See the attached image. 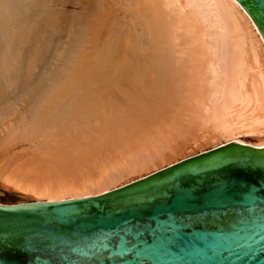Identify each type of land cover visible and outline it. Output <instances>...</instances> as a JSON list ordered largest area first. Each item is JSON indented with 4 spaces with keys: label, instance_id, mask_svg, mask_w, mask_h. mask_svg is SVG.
Masks as SVG:
<instances>
[{
    "label": "bare ground",
    "instance_id": "obj_1",
    "mask_svg": "<svg viewBox=\"0 0 264 264\" xmlns=\"http://www.w3.org/2000/svg\"><path fill=\"white\" fill-rule=\"evenodd\" d=\"M121 7L130 24L108 30L102 42L114 11L94 13L86 37L94 50L72 59L46 99L34 90L36 77L30 92L15 91L8 101L0 77V149L21 142L31 148L24 157H9V150L0 157V187L33 201L87 197L230 141L264 147V40L236 0H129ZM29 11L7 23L16 44L4 61L23 75L22 45L36 33ZM24 77L11 85L21 87Z\"/></svg>",
    "mask_w": 264,
    "mask_h": 264
},
{
    "label": "water",
    "instance_id": "obj_2",
    "mask_svg": "<svg viewBox=\"0 0 264 264\" xmlns=\"http://www.w3.org/2000/svg\"><path fill=\"white\" fill-rule=\"evenodd\" d=\"M264 40V0H236ZM0 264H264V147L230 141L104 193L0 202Z\"/></svg>",
    "mask_w": 264,
    "mask_h": 264
},
{
    "label": "rangeland",
    "instance_id": "obj_3",
    "mask_svg": "<svg viewBox=\"0 0 264 264\" xmlns=\"http://www.w3.org/2000/svg\"><path fill=\"white\" fill-rule=\"evenodd\" d=\"M43 1V2H42ZM97 1L100 0H56L54 3H51V5L48 4L47 7H45V9L42 7L40 8V4H44L45 0H0V77L3 79L2 80V84H4V86L6 87L3 91L6 94V99L8 101L14 102L15 101V91L18 93L21 91H25V89L27 90L29 87H31V83L33 82V79L37 78V82L35 84V86L38 88H34V90H39L41 89V91L39 90V96L40 98H44L46 99L51 93L52 90L54 89V87H56V85H59L60 83H62V79L64 70L68 67L70 70L71 67H69L71 65L72 62H74L72 59L76 60L75 62L79 61L78 58L82 57L83 54H87V56L90 54V52H92L94 49H92L94 46L93 44L90 45L89 43V39L86 38L87 35L91 34L90 25L93 23L92 19L94 18V21L96 19V16H99L103 11V9L107 8L110 10L111 12L114 11V19L115 21L108 22L107 23V28L106 31L103 32L101 38L103 39L102 42H104L105 39L109 38V34H108V30H115L114 28L120 30V28L130 24L131 22V14L127 11L126 7H124L125 9L123 10V7H121V5H124L126 3L129 2V0H122L121 4L120 1L121 0H108L106 4L104 3H100ZM3 2V3H2ZM38 2V3H37ZM40 2V3H39ZM117 2V3H116ZM37 3V4H36ZM61 3V4H60ZM109 3V4H108ZM4 4V6H3ZM8 4V5H7ZM95 4V5H94ZM109 6H108V5ZM111 4V5H110ZM37 7H35V6ZM115 5V6H114ZM39 6V8H38ZM98 6V7H97ZM106 6V7H105ZM4 7V8H3ZM11 7V8H10ZM52 7V8H50ZM59 7V8H58ZM104 7V8H103ZM30 9L28 14H25L27 18L31 19L28 23L31 24L32 26H29L30 28H34L36 33L32 34V38L34 36V39L36 41L32 39L30 40V42H34V44L27 42L25 44L22 45V49H24L23 51V58H24V63H25V68L24 71H26L28 69V71H26V73L24 72V75L22 73H18L16 68H12L11 66L8 67V64L6 61H4V55L5 52H7L10 49V46H15L16 41H14L15 39H11V37H9L10 33H9V25L13 24L14 19L19 20L22 19L20 17L21 13H24L27 9ZM120 8V10L118 9ZM122 8V9H121ZM12 9V10H11ZM34 9L35 12H31ZM50 9V10H49ZM37 10V11H36ZM48 10V11H47ZM100 10V13H99ZM105 10V11H106ZM11 13H10V12ZM42 11V13H41ZM47 13H46V12ZM104 11V12H105ZM115 11H119L117 12V14L115 13ZM13 12V13H12ZM40 12V13H39ZM49 12V13H48ZM37 13V14H36ZM44 13V14H43ZM46 13V14H45ZM94 13L96 16H94ZM126 13V14H125ZM34 14V15H33ZM39 14V15H38ZM43 14V15H42ZM115 14H116V18H115ZM124 14V15H123ZM33 15V16H32ZM36 15L38 17H36ZM52 15V17H51ZM35 16V17H34ZM44 16V17H43ZM47 16V17H46ZM121 16V19H120ZM12 17V18H10ZM14 17V18H13ZM41 17V19H40ZM55 17V19H54ZM131 17V18H130ZM12 19L11 21H9L10 19ZM33 18V19H32ZM85 18V19H84ZM90 18V19H89ZM130 18V19H129ZM41 22L38 23V20ZM45 19V21H44ZM51 19V20H50ZM119 21H118V20ZM124 19V20H123ZM126 19V20H125ZM28 20V19H27ZM51 22H50V21ZM52 21H56V23H52ZM58 21V22H57ZM79 21V22H78ZM31 22V23H30ZM115 22V23H114ZM7 23H10L9 25ZM47 23V24H46ZM49 25H55V26H48ZM51 23V24H50ZM85 23V24H84ZM6 25V26H3ZM35 24V25H33ZM112 24H114L112 26ZM122 26H119V25ZM18 25V24H17ZM47 25V26H45ZM112 26L111 28H108V26ZM45 26V27H43ZM88 26V27H87ZM119 26V27H118ZM3 27V28H2ZM8 27V28H7ZM18 27L16 29V32L19 31L18 29H20L21 26H15V28ZM37 27V29H36ZM43 27V28H42ZM55 27V28H54ZM84 27L88 29L84 30ZM123 27V28H124ZM5 28V29H4ZM42 28V29H41ZM60 28V29H59ZM74 28V29H73ZM126 28V27H125ZM40 29V30H39ZM44 29V30H43ZM47 29V31H46ZM3 30V31H2ZM38 30V31H37ZM140 30V29H139ZM8 31V34H7ZM45 31V32H44ZM43 32V34H42ZM83 32V33H82ZM88 32V33H87ZM141 33V31H138ZM38 33H40L39 35H37ZM53 33V34H52ZM81 33V34H80ZM87 33V34H86ZM86 34V35H85ZM108 34V35H107ZM36 35V36H35ZM81 37H80V36ZM4 36V37H3ZM41 36V37H40ZM46 36V37H45ZM48 36V37H47ZM83 36H85V38H83ZM9 37V38H8ZM39 37V38H37ZM89 37V36H88ZM3 38V39H2ZM37 38V39H36ZM47 38H49L48 40H46ZM81 38V39H80ZM7 41H6V40ZM43 39V40H42ZM80 39V40H78ZM88 40V41H87ZM41 41V42H40ZM82 41V42H81ZM9 42V43H8ZM11 42V43H10ZM7 43V44H6ZM51 43V44H50ZM86 43V44H85ZM101 43V42H99ZM44 44V45H43ZM77 44V45H74ZM9 45V46H7ZM30 45V46H29ZM33 45H35L33 47ZM38 45V46H37ZM40 45V47H39ZM82 45V46H81ZM84 45V46H83ZM89 45V46H88ZM43 46V48H42ZM71 46V47H70ZM84 47V49H83ZM98 47V46H97ZM48 48V49H47ZM80 48V49H79ZM100 48V47H99ZM31 49V50H30ZM39 49V50H38ZM43 49V50H42ZM6 50V51H5ZM38 50V51H37ZM45 50V52H44ZM80 50V52H79ZM43 51V52H41ZM60 51V52H59ZM66 51V52H65ZM42 55H39V53ZM74 52V53H73ZM45 53V54H44ZM82 53V54H81ZM31 54V55H30ZM38 56H36V55ZM80 54V55H79ZM28 55V57H27ZM30 55V56H29ZM31 57V58H30ZM59 57V58H58ZM68 57V58H67ZM2 58V59H1ZM38 58V59H37ZM44 58V59H42ZM28 59H30L28 61ZM34 59V60H33ZM63 59V60H62ZM78 59V60H77ZM41 60V61H40ZM61 60V62H60ZM65 60V61H64ZM34 61V62H33ZM40 61V62H38ZM67 61V63H66ZM71 62V63H70ZM29 63V64H28ZM63 64V65H62ZM70 64V65H69ZM10 65V64H9ZM29 65V66H28ZM35 65H37V68ZM69 65V66H68ZM6 66V67H5ZM15 66V65H14ZM5 67V68H4ZM32 67V68H31ZM57 67V68H56ZM65 67V68H64ZM4 68V69H3ZM10 68V69H9ZM6 69V70H5ZM8 69V70H7ZM31 69V70H30ZM36 69V70H35ZM54 69V70H53ZM57 69V70H56ZM63 70V71H62ZM16 71V72H15ZM7 72V73H6ZM30 72L32 74H30ZM56 72V73H55ZM34 73V74H33ZM50 73H53L51 75L52 77V81H50ZM59 73V75H57ZM3 74V75H1ZM47 74V75H46ZM8 75V77H7ZM20 75L22 76H27L24 77L23 79L25 80L26 83H23L21 85V87L19 85L17 86H13L11 85V83H13V79L14 77L17 78V76L20 77ZM32 75V76H30ZM54 75V76H53ZM57 75L58 78L55 76ZM48 76V77H47ZM31 77V79H30ZM33 77V78H32ZM46 77V78H45ZM0 78V79H1ZM27 78V79H25ZM50 78V79H49ZM56 78L57 80H54ZM61 78V79H60ZM43 79L47 80L48 82L45 83V81H43ZM30 80V81H29ZM29 81V82H27ZM39 81V82H38ZM57 81V82H56ZM42 82V83H41ZM51 84H50V83ZM53 82V83H52ZM60 82V83H59ZM57 83V84H55ZM30 84V85H27ZM54 87H53V85ZM49 85V86H48ZM52 85V86H51ZM3 86V87H4ZM42 88H41V87ZM48 86V87H47ZM52 88H49V87ZM14 87H18V89H14ZM46 87V88H45ZM23 88V89H22ZM52 89V90H51ZM43 90V91H42ZM49 90V91H48ZM51 90V91H50ZM27 91L30 92V90L28 89ZM47 93H46V92ZM2 92V91H1ZM49 92V93H48ZM47 94V95H46ZM49 94V95H48ZM42 96V97H41ZM4 99V97H3ZM41 99H38L37 102H39ZM248 140V142L250 143V141L252 143H256L255 140L253 139H246ZM4 147V146H3ZM2 147V148H3ZM6 148H4V150L1 151L0 149V157H3L6 153V150L11 151V154H9L8 156H14V157H24L26 155H28L31 151V148L29 149L30 145L27 142H21V143H14V144H10V146H5ZM28 148V150H27ZM210 149V148H209ZM208 150V149H207ZM14 154V155H13ZM2 155V156H1ZM7 156V157H8ZM4 164V163H2ZM144 172V171H143ZM140 173L139 175H133L130 178H134V179H138L139 177L146 176L152 172H154V170L152 169L151 171L149 170V172H144V173ZM138 174V173H137ZM141 175V176H140ZM124 182V181H123ZM114 189V188H113ZM23 196V197H22ZM26 196V195H25ZM24 195L18 193L17 192H13L10 190H6L3 187H0V202L1 203H21V202H26V201H33V198H30L31 196H26L25 198Z\"/></svg>",
    "mask_w": 264,
    "mask_h": 264
}]
</instances>
